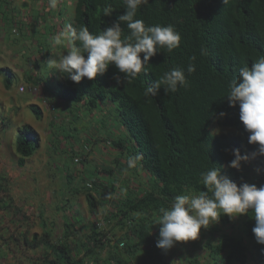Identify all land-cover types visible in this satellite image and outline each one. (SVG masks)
Returning a JSON list of instances; mask_svg holds the SVG:
<instances>
[{
  "label": "trees",
  "instance_id": "1",
  "mask_svg": "<svg viewBox=\"0 0 264 264\" xmlns=\"http://www.w3.org/2000/svg\"><path fill=\"white\" fill-rule=\"evenodd\" d=\"M108 5L114 11L111 16H103L102 9ZM124 11V0H74L73 16L68 24L77 29L87 26L91 33L100 34ZM136 18L146 25H173L181 35L180 46L170 53L161 49L150 59L146 73L139 74L131 83L117 84L113 77L123 74L112 65L105 74L97 75L94 80L83 78L79 83L59 72L61 79H57L58 92L54 95L70 101V107L88 111L87 114L97 109L100 102H109L111 106L107 110L114 106L118 117L115 126L125 129L128 143L116 140L111 127L98 128L103 131V139L95 136L96 127H87L88 132L82 135L92 138L82 142V147L87 146L91 151L92 144L102 140L100 151L104 152V166L83 175L79 187L68 191L71 197L59 199L62 201L58 206L62 210L60 225L40 207L36 214L39 230L34 229V220L26 221V213L20 211L0 183V192L5 196L0 197V206L11 209V217L23 222L14 221L17 223L14 228L0 227V264H150L151 260L161 264L162 250L157 247L152 251L151 246L158 239L159 224L155 223L162 215L161 209L169 208L178 195H198L206 190L202 172L218 167L221 174L238 185L241 182L258 187L264 184V156L242 161L239 170L228 166L234 159L233 148L243 155L256 151L258 145L248 143L249 133L239 120V106H229L226 97L238 69L264 57V0H227L226 3L223 0H149L138 10ZM121 27L123 35H128L126 25ZM190 63L195 65V71L188 74L186 69ZM32 65L38 68L37 64ZM174 67L185 69L187 87L165 93L162 86L155 97H145L144 90ZM10 81L5 77L4 86L8 87ZM33 86L41 93L40 100H44V82ZM29 107L36 118L41 117L39 106L30 104ZM221 111L226 113L224 117L218 115ZM99 113L106 118L110 112L99 110ZM213 124L228 130L216 134L211 129ZM50 125V133H53L52 125L59 126L52 121ZM107 140L117 146L116 152L108 150ZM39 147L35 128L25 125L19 129L14 140L16 165L23 167ZM137 154L142 159L134 168H128V158ZM88 161L87 156L81 159L92 163ZM77 193L84 196L89 213L99 214L103 225L98 224L100 219L85 225L80 213L72 210ZM251 215V210L232 219L222 214L219 222L202 228L198 238L192 240L196 255L187 259L189 253H185L184 262L264 264V245L255 241L252 232L255 220ZM193 247L190 245L186 250ZM140 249L144 252L147 249L148 253L141 252L136 257ZM168 251L174 256L176 244Z\"/></svg>",
  "mask_w": 264,
  "mask_h": 264
},
{
  "label": "clouds",
  "instance_id": "2",
  "mask_svg": "<svg viewBox=\"0 0 264 264\" xmlns=\"http://www.w3.org/2000/svg\"><path fill=\"white\" fill-rule=\"evenodd\" d=\"M24 1L28 2V0ZM42 1H45V7L42 8L41 13L38 12L40 16L32 15L30 11L34 9L35 3L29 4L31 9L28 8L27 10L26 20L28 19L30 22L37 20L38 24L41 25L47 18L55 24L57 14L60 13L58 5H61L64 0ZM226 2L227 0H223V3ZM148 3L149 0H124V13L119 15L110 26L104 28L100 34L91 33L87 26H81L77 29L72 24H68L59 34L57 31L62 27H51L53 31L48 35L50 37L55 36L53 39L56 45H63L67 42L72 47L70 51L50 56L44 62L45 66L50 70L56 69L65 74L72 82L79 83L83 78L94 80L97 75L105 74L109 66L112 65L118 69L119 73L123 74L122 77H113L117 84L131 83L139 74L146 73V66L150 59L160 53L161 49H166L170 53L177 49L181 42V35L173 25H146L142 19L136 18L141 6ZM55 7L57 9H52ZM18 10L19 12L23 11L22 8ZM51 11L57 12V14L51 13ZM113 11L111 5H108L102 9V14L103 16H111ZM29 13H31L32 20L29 19ZM72 16L73 11L71 18ZM121 24L126 25L128 35H123ZM12 28L13 32H18L15 27L12 26ZM27 32L31 33L29 30ZM40 32L43 33L44 31L40 30ZM77 42H79L78 45ZM186 71L191 74L195 71V65L190 63ZM187 85L185 69L174 67L164 72L160 80L150 84L144 90V95L145 97H155L159 94L162 86L165 93H174L179 87H187ZM226 97L229 106L234 107L237 104L239 106V120L242 122L245 131L249 133L248 143L258 145L257 150L250 154L242 155L240 150L236 148L231 150L234 159L229 161L228 166L239 170L242 161L247 162L256 156H264V57L259 58L251 66L245 64L238 69L236 78L229 83ZM47 99L46 96L41 101L53 117L55 109ZM108 104L109 102H100L103 109ZM97 109L101 110L99 106ZM101 111L105 113L104 110ZM95 114L98 113L92 111L88 116L93 117ZM98 115L101 116L100 113ZM218 115L224 117L226 113L221 111ZM97 129L96 127L94 130L95 136L98 135ZM211 129L216 134L228 130L217 124H213ZM114 130L117 131L116 135L123 133L127 137L122 126ZM99 136L103 139V135ZM115 138L124 144V141L118 136ZM105 144L109 151L115 149L114 152H116L117 146L114 147L108 140ZM87 152L91 155L93 153L87 146L86 148L81 147L78 151L70 154V160L73 163H79L83 156H87L89 160H93L91 164L94 167L104 164V162H99L96 156L91 158V155H86ZM122 157L125 158V156ZM141 159L140 154L130 156L127 167L134 168L137 161ZM256 171L259 172L260 169L257 168ZM201 180L206 190L200 191L198 195H178L169 208L161 209L162 215L155 223L159 224L156 247L167 251L177 242L196 240L200 230L202 228L207 229L210 225L219 222L222 214L232 219L249 214V210H251V216L255 220V225L252 228L255 241L264 245V184L258 187L254 183L241 182L238 185L236 181L221 174L218 167H212L202 172ZM76 187L74 184V188ZM98 219H100L98 224L103 225L101 217L96 218V220Z\"/></svg>",
  "mask_w": 264,
  "mask_h": 264
},
{
  "label": "rangeland",
  "instance_id": "3",
  "mask_svg": "<svg viewBox=\"0 0 264 264\" xmlns=\"http://www.w3.org/2000/svg\"><path fill=\"white\" fill-rule=\"evenodd\" d=\"M9 1L11 2V0ZM9 1L0 0V34H2L1 37L4 42V46L0 47V183L3 184L2 189L6 190L5 193L20 207V211L26 213L28 216L26 221L28 222L32 218L34 220L33 228L39 230L38 217L36 216L38 209L44 207L47 213L52 216V219H55L57 224L60 225L62 210L58 206L64 198L71 197V193L69 194L68 191L74 190V184L79 187L82 176L92 173L90 169L103 166V164H100V166L94 167L93 164L85 162L72 163L70 160V154L78 151L83 145L82 142H88L92 138L81 137L82 133L88 132L87 127L92 126L97 128L105 126L106 129L111 127V131H114L117 128L115 125H118L116 121L118 117L115 114L114 106H112L111 110H107L111 106L110 104L105 109L98 104L105 113L106 111L110 112L106 113V118L98 115L100 109H93L92 111L98 114L89 117L88 111L84 112L79 107V110L76 107H70V101L52 95L58 92L57 79H61V76L58 70L48 69L44 62L50 56L70 51L71 48L68 47L67 42L63 45H56L53 39L55 36L52 35L50 37L48 33L52 32L53 29L51 27L55 26L62 27L58 29V34L64 30L71 19L73 0H64L61 5H58L60 13L57 14V12L51 11V13L57 14L55 24L50 20H44L41 25L38 24L37 20L33 21L32 16L29 19L33 23L26 20L23 15L24 11L19 12V8H22V10L25 8L19 3L22 0H17L11 4ZM41 1L28 0L31 5L35 3L32 15L38 12L41 13L44 4ZM15 13L16 15L14 16L13 14ZM12 26L18 30L17 33L13 32ZM26 29L31 31V33H28ZM40 30L44 32L41 33ZM44 53L45 55L42 56ZM31 62L34 65L37 64L38 68L34 67ZM29 68H33L35 72L38 71L37 75H39V78H36L35 75L34 78L27 79L26 75L32 74ZM5 77H9L11 80L8 87L4 86ZM42 82H44L43 92H45V95L47 97L51 95V99L49 98L50 105L55 109L53 117L51 112L46 111L47 107L40 100L41 93H32L29 90L30 86H39ZM19 84L25 86L24 91L18 90ZM30 104H35L41 108L42 115H40V118H36L29 107ZM51 121L55 125L59 124V126L52 125L54 127L53 133H50V129H52ZM25 125L32 126L38 132L40 147L34 155L26 160L25 165L19 168L15 163L14 140L19 129H22ZM97 131L98 135H103L101 129H97ZM114 132L117 133V131ZM116 136L123 141H128L123 133ZM101 144H103V141L97 139L96 143L92 144V155L88 153V156L91 155V158L96 156L99 162H104V152L100 151ZM41 160L44 162H41ZM88 162H93V160ZM56 167L55 171L54 168ZM77 170L81 172L76 173ZM77 174L80 175L77 176ZM71 184L72 187L70 186ZM0 197L5 198L1 192ZM59 199L62 201H59ZM72 202L76 205L72 210L80 213L85 225L99 217V214L89 213L83 195L75 194ZM1 204L2 202L0 201ZM10 211L11 209L8 211L0 206V227L11 226L14 228L17 226L14 221L23 224L18 219L11 217L12 212ZM20 228L22 229V227ZM189 244L193 247L194 243L192 240L177 242V253L174 256L168 250L164 251L161 249V264H183L186 259L184 254L187 252L189 253L187 259H191L196 254L194 247L192 250H186V248L190 247ZM151 246L152 251H155L156 245ZM141 252L148 253L147 249H145V252L140 249L136 257H139L142 254ZM151 261L153 262L150 264H154L155 261ZM6 262H8L7 259L5 260ZM184 264L186 263L184 262Z\"/></svg>",
  "mask_w": 264,
  "mask_h": 264
},
{
  "label": "crops",
  "instance_id": "4",
  "mask_svg": "<svg viewBox=\"0 0 264 264\" xmlns=\"http://www.w3.org/2000/svg\"><path fill=\"white\" fill-rule=\"evenodd\" d=\"M7 1H9V0H7ZM15 1H17V0H11V2H10V4L12 3V2H15ZM25 1L24 0H22V1H19V3H20V5L22 6V7H25V8H23V11H24V16H26L27 15V10H28V8H29V10L31 9L30 8V6H29V4H25L24 3ZM31 5V4H30ZM14 16L16 15V13L15 14H13ZM29 16H31V13H29L28 14ZM2 16H4V15H2ZM5 17V16H4ZM28 20V19H27ZM46 21H48V19L46 18ZM33 23V22H32ZM5 24V23H4ZM1 35L2 34H0V47H2V46H4V42H3V38L1 37ZM30 69V68H29ZM33 69V68H32ZM30 69L31 70V72H32V74H28V75H26V78L27 79H31V77H33V76H35L36 74H35V70L33 69ZM19 85H21V84H19ZM18 85V86H19ZM45 93V92H44ZM52 95H55V94H52ZM51 99V95L50 96H48V99ZM47 111V110H46ZM83 134V133H82ZM81 137H83V135L81 136ZM41 162H44L43 160H41Z\"/></svg>",
  "mask_w": 264,
  "mask_h": 264
},
{
  "label": "built area",
  "instance_id": "5",
  "mask_svg": "<svg viewBox=\"0 0 264 264\" xmlns=\"http://www.w3.org/2000/svg\"><path fill=\"white\" fill-rule=\"evenodd\" d=\"M19 90L20 91H24L25 90V87L23 85H20L19 86ZM29 90H31V92H36V87L35 86H30L29 87ZM76 160V159H75Z\"/></svg>",
  "mask_w": 264,
  "mask_h": 264
}]
</instances>
